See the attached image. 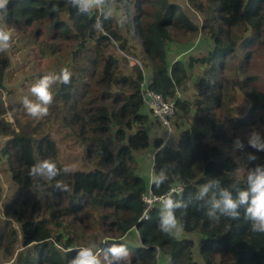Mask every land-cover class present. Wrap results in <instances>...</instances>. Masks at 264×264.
<instances>
[{
  "label": "trees",
  "instance_id": "obj_1",
  "mask_svg": "<svg viewBox=\"0 0 264 264\" xmlns=\"http://www.w3.org/2000/svg\"><path fill=\"white\" fill-rule=\"evenodd\" d=\"M187 2L201 23L176 0H105L102 13L90 14H78L68 0H9L7 17L16 30L29 32L42 50L56 52L57 63L68 57L57 74L67 68L71 83L51 86L44 121L18 123L16 131L0 120V136L7 138L0 160L5 158L20 189L6 201L0 183V264H70L84 247H92L101 264H264V233L251 231L244 208L239 219L212 220L206 213L218 190L201 197V186L212 179L234 197L237 177L238 187H247V175H238L240 164L225 152L237 138L246 154L258 157L248 169L264 165V152L248 146L247 133H238L255 129L264 136V0ZM113 4L116 15L126 16L123 25L115 15L105 19ZM199 36L210 48L194 56ZM114 48L140 57L143 69L127 68ZM11 64L8 51L0 52V90ZM44 75L48 72L36 75L37 82ZM146 79L175 104L176 123L187 120L177 140L160 137L152 143L150 125H163L143 100ZM191 81L194 100L180 97ZM238 91L251 106L235 119L231 105ZM52 119L76 138L93 169L64 170L56 141L42 128ZM151 158L153 176L146 181L140 166L146 168ZM41 160L54 162L58 174L50 180L29 175ZM57 182L68 190L57 189ZM175 187L184 189L171 198L181 205L173 209L183 229L180 238L160 230L163 204L143 219L142 196L149 190L161 196ZM192 234L202 238L198 259L196 242L184 238ZM114 244L124 246L128 256L112 259Z\"/></svg>",
  "mask_w": 264,
  "mask_h": 264
},
{
  "label": "rangeland",
  "instance_id": "obj_2",
  "mask_svg": "<svg viewBox=\"0 0 264 264\" xmlns=\"http://www.w3.org/2000/svg\"><path fill=\"white\" fill-rule=\"evenodd\" d=\"M176 2L178 4H181L184 9L187 10L190 14H194V20H197V22L199 23L202 22V16L194 12L193 8L190 7L187 0H176ZM0 27H6V29L11 33V47L7 51L12 62L11 68L7 73L5 90H0V120L12 124L15 127L16 131H18V123L24 124L27 120H33V118H37L35 119L36 121H34V124H36L38 121H41L42 119L44 121V116L33 117L29 115L23 104V99L25 96H28L29 99L35 101V97H33L30 93L32 85L37 82L35 76L42 72H48V74H57V70L67 64L68 57H64L62 60H60V62L58 61L57 63L56 52L54 53L53 51H50V49L42 50L37 45H35L34 40L32 43V36L30 35V33L27 31L20 32L16 30L10 23L8 17L6 22H0ZM137 45L140 49H142L140 47L141 43L139 40ZM35 47L36 49H34ZM209 48V44L204 40L203 37L199 36L194 43V48L192 49L191 53L194 56H201L207 53ZM66 49L67 53L70 52V44L67 45ZM113 51L115 53L120 52L118 48H114ZM137 54L139 55V51L137 52ZM188 56L190 55L188 54L186 56H183V58L187 59ZM137 59L139 60L140 57ZM230 75L233 77V74ZM189 84L190 85L187 86L184 90L179 91V96H182V98L184 99L194 100V95L196 92L195 83L194 81H191ZM237 90L239 89L237 88ZM250 106L251 102L246 98L244 94L238 91L231 105L234 110V113L232 114L233 117L235 119L243 117L250 109ZM176 122L177 117H174L171 122V131H168L164 126L157 128L160 137L164 139L169 138V142L172 141V138L174 137L177 140V130L180 128L179 126L183 124L188 126V122L187 120L186 122L184 120H181L179 122L180 124H177ZM42 128L44 129L45 134H49L56 141L60 162L64 165V167H68V171H90L91 169H93L92 165L84 161V149L78 144L76 138L73 135L68 134V131L62 127L58 120L52 119L50 122L45 121L42 124ZM251 131L253 130H239L238 133L239 135H243L246 133L249 135ZM207 139L210 143H215V141L210 138V134L208 135ZM155 140L156 138L152 137V143H154ZM6 141L7 138H3L0 136V156L1 150ZM114 144L115 143H113L112 146L115 148ZM153 152L154 148H151L150 153L152 154ZM225 152L226 154L228 153L230 156L234 157V160L238 164H240L238 175L240 177H245L248 173V167L250 164L247 159L248 154H246L245 150L235 149L233 145ZM141 156L143 157V155ZM140 159L144 161V158ZM152 162L153 161L151 158L148 161V166L146 165V168H144V165L140 166L141 176L146 181H148L150 177L153 176ZM4 163L5 158L3 157L0 160V183L4 189L3 200L8 201L14 198L20 192V189L12 182L11 173L9 171H6L7 167H5ZM3 170L5 172H3ZM1 206L2 205L0 204V207ZM1 215L2 211H0V216ZM14 226L17 227L16 224ZM173 235H175L177 238H180L181 233L179 232L178 234ZM185 237H189L196 242L195 254L196 259H198V249L200 247L202 238L197 234L186 236L184 235V238Z\"/></svg>",
  "mask_w": 264,
  "mask_h": 264
},
{
  "label": "clouds",
  "instance_id": "obj_3",
  "mask_svg": "<svg viewBox=\"0 0 264 264\" xmlns=\"http://www.w3.org/2000/svg\"><path fill=\"white\" fill-rule=\"evenodd\" d=\"M105 0H68V3L75 7L78 14L88 13L99 9L104 4ZM9 0H0V22H6L8 15ZM115 15L117 24L123 25L126 21V16L123 13L116 15V7L113 6L105 11V19L113 18ZM11 40V33L6 27H0V52L8 50ZM70 84L71 72L64 68L59 74L44 75L35 84L32 85L30 93L35 97V101L25 96L23 104L27 113L33 117L45 116L48 114V105L53 101V95L50 91L51 86L56 83ZM248 146L256 152H264V136L260 135L255 129L251 131L247 139ZM164 147V145H162ZM235 149L243 150L244 143L237 138L234 142ZM249 162L256 161L258 157L254 153L247 155ZM65 171H68L66 166ZM58 174L57 166L51 160H41L33 165L29 175L33 177H43L52 179ZM239 178L237 177L234 184L236 195L233 196L232 191L223 188L220 185L219 179L209 180L207 184L201 186V197L209 193L213 188L218 190V197L213 195L211 209L206 213L209 219L218 221L221 216L231 219H239L241 207L244 208V218L250 222L251 231L255 233H264V165L257 164L255 167L249 168L247 173V187L240 189ZM57 189L61 191L68 190L67 185L57 182ZM166 211L162 213L160 230L169 234H178L182 231L176 215L173 212L174 208L181 207L180 204L174 203L171 199L167 200L164 205ZM217 212L219 214H217ZM112 259L120 260L128 256V250L122 245H113L109 249ZM70 264H101L99 255L92 247H84L79 249L75 259L70 261Z\"/></svg>",
  "mask_w": 264,
  "mask_h": 264
},
{
  "label": "built area",
  "instance_id": "obj_4",
  "mask_svg": "<svg viewBox=\"0 0 264 264\" xmlns=\"http://www.w3.org/2000/svg\"><path fill=\"white\" fill-rule=\"evenodd\" d=\"M103 4L99 7V12H103ZM117 46V44L115 43ZM122 58L127 68L132 69L139 66L143 69L142 63L136 57L131 56L125 52L120 51ZM142 97L146 107L152 112V114L159 120V122L166 127L168 131H171V122L176 114V107L173 102H168L163 95L152 90L149 87L148 79H146L142 85ZM171 133V132H170ZM169 140V138L167 139ZM182 187L172 188L168 193L157 196L154 195L151 190L142 196V200L146 206L143 219H149L150 212L158 204L165 205V202L171 199L175 194H181L183 192Z\"/></svg>",
  "mask_w": 264,
  "mask_h": 264
},
{
  "label": "crops",
  "instance_id": "obj_5",
  "mask_svg": "<svg viewBox=\"0 0 264 264\" xmlns=\"http://www.w3.org/2000/svg\"><path fill=\"white\" fill-rule=\"evenodd\" d=\"M159 127H161L160 126V124L158 123V122H153V124H151L150 125V127H149V131H150V135H151V137H154V138H160V135H159V132H158V129L157 128H159ZM172 140H175V137L174 138H172ZM166 141H167V139H166ZM165 141V142H166ZM171 142V141H170ZM146 155H148V157L150 158L151 156L153 157V155H154V153H150V152H146L145 153ZM143 156H144V154H143ZM141 158H142V156H141Z\"/></svg>",
  "mask_w": 264,
  "mask_h": 264
}]
</instances>
